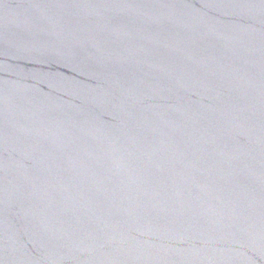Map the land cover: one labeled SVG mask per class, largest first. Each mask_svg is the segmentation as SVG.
<instances>
[{
    "label": "water",
    "instance_id": "obj_1",
    "mask_svg": "<svg viewBox=\"0 0 264 264\" xmlns=\"http://www.w3.org/2000/svg\"><path fill=\"white\" fill-rule=\"evenodd\" d=\"M0 264H264V0H0Z\"/></svg>",
    "mask_w": 264,
    "mask_h": 264
}]
</instances>
